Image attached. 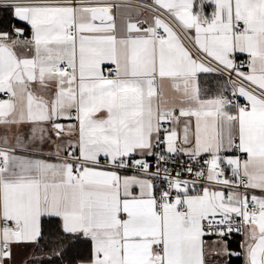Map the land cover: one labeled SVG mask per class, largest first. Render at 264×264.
Instances as JSON below:
<instances>
[{
  "label": "snow or ice",
  "instance_id": "1",
  "mask_svg": "<svg viewBox=\"0 0 264 264\" xmlns=\"http://www.w3.org/2000/svg\"><path fill=\"white\" fill-rule=\"evenodd\" d=\"M0 264H264V0H0Z\"/></svg>",
  "mask_w": 264,
  "mask_h": 264
}]
</instances>
